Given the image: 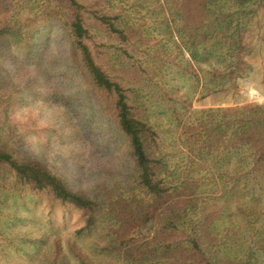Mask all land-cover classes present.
I'll return each instance as SVG.
<instances>
[{
  "label": "rangeland",
  "instance_id": "rangeland-1",
  "mask_svg": "<svg viewBox=\"0 0 264 264\" xmlns=\"http://www.w3.org/2000/svg\"><path fill=\"white\" fill-rule=\"evenodd\" d=\"M7 1L10 7L0 8V19L26 23L36 42L48 46L57 61L52 82L62 97L45 101L44 90L30 91L13 71L11 105L1 98L0 88V142L17 157H32L48 167L76 190L90 192L125 179L130 183L123 185L124 192L141 196L132 188L126 141L109 117L112 100L93 88L86 69L73 58L75 53L79 59L65 35L68 14L61 15L65 21L53 22L46 16L48 0ZM81 1L119 16L125 37L91 19L90 45L157 129L166 185L194 191L190 194L197 207L191 215L200 219L204 249L216 264H264V192L242 182L224 185L213 159L228 158V167L237 168L238 155L222 153L232 141L227 135L226 144L218 140L207 147L208 134L222 115L264 106V0L253 1L241 13L245 50L235 72L217 53H206L212 40L200 31L207 17L203 0ZM221 2L225 12L236 11L237 0ZM189 48L197 52L196 59ZM2 62L9 66L11 59ZM0 76L9 78L4 67ZM70 126L80 130V139L70 136ZM161 224L157 217L152 230L142 229L139 238L150 241ZM82 226L78 209L32 190L10 170H0V264H188L161 250L143 261L131 259L120 243L125 231L109 216L91 230L82 231Z\"/></svg>",
  "mask_w": 264,
  "mask_h": 264
},
{
  "label": "trees",
  "instance_id": "trees-1",
  "mask_svg": "<svg viewBox=\"0 0 264 264\" xmlns=\"http://www.w3.org/2000/svg\"><path fill=\"white\" fill-rule=\"evenodd\" d=\"M48 1L51 3L47 9V18H52L53 22L57 18L65 21L61 15L68 14L66 32L62 31L67 36L71 52H76L79 57L77 59L74 53L73 58H76L81 67L86 69L93 88L105 92L112 100L109 117L116 131L126 141L133 165L132 188H138L141 196L136 194L129 196V192H124L127 189L123 185L130 183L125 179H113L112 184H102L99 187L97 185L90 192L76 190L62 177L32 157L24 159L17 157L14 150L2 142H0V170L8 169L32 190L46 192L52 200L78 209L83 218L82 231L91 230L104 217L115 219V223L125 231L120 243L126 245V252L131 259L143 261L158 255L156 250H161L163 255H170L174 261H188V264H216L204 249L198 231L201 227L200 219L191 215L195 214L197 207L190 194L194 191L188 193L181 189L180 185H166L162 177L166 161L164 156L158 153L160 142L157 129L144 115L145 110L134 104L128 88L114 79L93 53L90 45L93 40L91 19L110 32L125 37L124 30L118 24L119 16L109 15L81 0ZM221 1L223 0H203L207 17L200 26L202 28L200 31L204 30L206 40H212L211 49L206 53L208 54V51L209 54L217 53L216 57L229 62L227 66L231 68L229 71L235 72V69H240L243 64L245 50L241 38V13L243 11L245 13L246 7L255 0H237L234 13L225 12V6ZM4 5L9 6L8 1L0 0V8ZM57 25L60 28L61 24ZM29 30V25L19 20L13 22L8 20L7 16L0 19V66L5 68L9 76L8 79L0 76V88H3L1 98L9 101L8 105L12 104L13 93L8 92L15 83L12 76L15 70L20 73L15 78L22 81L27 89L44 90L45 101L54 102L62 97L52 82L57 61L53 54L48 52V46L36 42V38ZM189 49L196 59L197 52ZM3 57L11 59L9 66H3ZM47 64H50V68ZM13 85L15 87V84ZM34 95H37L36 92ZM104 110H107L106 107ZM220 118L221 120L208 134L211 138L207 147L213 148L218 140L226 144L227 135L232 141L222 153H227L228 156L234 153L238 155L235 169L228 167L230 165L228 158L219 160L218 155H215L218 159L214 157L213 164L220 165L218 171L222 173L221 180L224 185L230 182H242L247 188L264 192V106L257 105L253 110L245 108L237 111L236 115L227 113ZM79 133L80 130L70 126L72 138L80 139ZM240 210L243 214L244 210ZM157 217L161 218L162 224L151 234V240H141L138 233H142L144 228L151 231L152 222ZM187 228H190V231ZM132 232L134 235H131Z\"/></svg>",
  "mask_w": 264,
  "mask_h": 264
}]
</instances>
